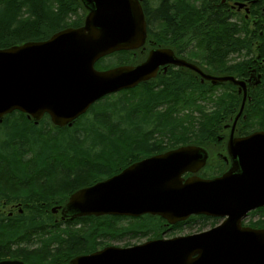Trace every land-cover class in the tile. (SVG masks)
<instances>
[{
	"label": "bare ground",
	"instance_id": "bare-ground-1",
	"mask_svg": "<svg viewBox=\"0 0 264 264\" xmlns=\"http://www.w3.org/2000/svg\"><path fill=\"white\" fill-rule=\"evenodd\" d=\"M170 1L172 7L175 9V20L172 21V23H168V21L163 23V21H159L157 17L152 19L154 17L152 11L159 5L158 0H138L145 21L144 41L137 47L118 49L102 55L98 57L92 65L94 71L104 73L119 67H136L145 63L151 52L166 50V62L158 65L154 76L139 80L132 86L118 88L95 97V99L90 102L83 111L79 112L64 125L54 124L51 115L47 111H44L38 119H35L29 112L20 109H13L4 113L0 118L1 125L8 118H12L13 114H19L25 118L26 124L30 126L32 125L46 130L45 128L40 127V123L44 120L54 130H73L75 126L81 128L82 126L89 127L91 124H94V118L97 111L103 110L104 115H96L108 119L111 115V109L119 108L118 112L113 114L114 120L111 118V122L123 126L126 123L123 116V113L126 112V110H130L129 108L132 106H141V102L146 100L145 98L148 93L164 94L160 103L156 104L154 107H151V104L147 105L146 112L150 116L148 119H153V123L148 120L142 121L151 127H156V129H144L145 131H142V133L135 136L126 151L119 157L117 156V158L113 159L114 161H112L111 165H97L88 162L81 165L80 163H77L66 166L57 160H51L48 162L44 170L35 173L28 183L21 184L16 180V175H13V172L9 169L11 163H9L6 158L0 160V168L8 173V177L14 180L17 186L24 188L42 182L44 179L43 176L51 166L57 167L61 171L79 170L86 165L107 167L108 170V174L104 176H98L99 178H93L85 183L76 184V186L68 193L60 197L47 195L46 193L43 194L41 192H32L23 197H15L0 188L2 194L0 206L3 204H11L15 201L19 202L18 205H26L25 209L22 211L19 210L15 213L11 211L8 213H0V219H2L5 224L9 225L12 223L10 221L13 220L14 225L8 227L9 230H21L15 217L29 215L30 208L34 204L40 205V209L43 210L42 215L47 222V225L44 228H33L30 230L23 229L22 231H19L23 234L15 237L14 240H6L7 238L0 236V263L70 264V262L77 257L87 256L106 248L127 249L153 241H156V243L159 241L169 242L176 238L202 235L203 233L210 232L212 229L222 225L229 219L228 214L220 215L208 211H192L186 218L174 222H170L160 213H152L149 211L141 214L105 213L100 215L86 214L74 217L64 213L66 206L70 202L71 196L77 191L104 182L123 173L129 168L150 166L153 164L154 161L152 160L155 159V157L166 154V156H169L172 154L171 152L180 148L183 149V147L198 148L202 151V157L200 158V155L192 158L190 161L183 158L182 161L186 164L187 170L182 171L179 174L177 183L183 185L190 179L201 181L216 180L223 177L226 173L231 174L229 175V178L232 184H235L241 179L242 170L239 165V157L236 153L249 149L247 143L249 137L256 136L255 133L257 132L264 131V57L258 52L261 39L264 37V21L258 23L257 16L253 13L255 9L253 6L257 0H220L223 9L229 14L228 16L230 19L228 18V20L222 23L223 26L220 30L218 29L208 37L199 36V34L195 33L197 30L194 32L193 29L184 31L182 37L180 35L178 37L174 36V33L177 31L181 32L185 29H189L190 26L192 28V25L197 22L199 19L198 10L201 0H189L190 3L187 7H190V9L185 10L183 14L179 13L178 0ZM73 2L78 5L79 12L82 13L77 24L58 28L47 36L25 39L24 37L18 38L17 36L23 34V29L26 28V25L40 20L36 12L43 13V9L38 7V0H0V14H3L1 18L5 19L3 20L4 26L6 25L5 28L9 29V32L12 35L10 37L14 39V41L0 43V50L20 46L29 42H44L49 40L56 33L67 28L77 29L83 27L85 18L90 12L94 1L73 0ZM9 6L15 7L16 10H8ZM61 9L62 8L59 7L55 10L60 14ZM147 10L150 11V16L148 15ZM240 12L244 13L241 14ZM262 13L264 14V2L261 8V14ZM257 26L260 39H252L251 34H254ZM245 33L248 34L247 37H244L246 36ZM172 39L173 42L171 41ZM197 49L202 51L201 56H191V52ZM128 54H131L132 56L131 60L126 63L113 65L109 64L106 60L115 55ZM193 58L198 59V61ZM247 58H249V60H247ZM233 66H238L239 69L232 72L231 70ZM205 76L215 78L232 77L233 79L217 80L213 82L212 79L206 78ZM235 81H237V83ZM219 87H224L227 91H222L220 97L214 100V105L206 109L207 106L203 104L208 99H211L209 98V95ZM169 88L179 90V94L166 95V91H169ZM137 89H141L142 94L134 100H129L127 98L128 93H134ZM190 90H193V92ZM176 102L181 103L183 108L187 110L184 114L186 117L183 118L182 116L181 119H178L171 124H165V115L163 113L166 112V107L163 109L162 107ZM198 102L203 106V110L201 109V111H199L201 107L197 109L195 106ZM121 108L123 111H121ZM192 110H197L198 117L188 113V111L191 112ZM136 113L138 116L143 114L138 108H136ZM189 115L193 117V120L186 123L185 120ZM16 116L17 115H14V117ZM22 116H17L16 118ZM194 121H196L195 124ZM203 122L204 124H202ZM171 128L173 132L171 131ZM236 132L244 133V135L234 136ZM216 133H225L229 135L225 149L226 151L223 154V156L229 159V166L226 165L225 169L222 168V165H212L213 161L211 160L212 153L210 152V142L214 140V135ZM153 135H158L169 143L178 145L166 148L164 147L166 142H162L159 149L154 152L140 153V155L133 156V148L143 145L145 140ZM13 144L17 149L25 150L23 144H18L17 142H13ZM4 155L7 156L8 154L5 153ZM30 157V155L22 152L21 159L24 164L28 163ZM175 157L176 156L171 160L178 162L179 160ZM50 164L51 166L49 167ZM32 165L29 164V170L33 174L36 171V168H34V166L32 167ZM234 191L235 190L232 192ZM5 195L7 197H4ZM256 212H259L262 217H264V204L249 209L245 213V216L242 217L240 226L243 228L264 229V226L253 227L249 224H244L243 222L247 215ZM122 221H127L128 224L123 227L117 226V223ZM192 221L202 223V228L196 232L165 237L166 232L169 230L173 232L183 225H190ZM208 222L212 223V225L207 226ZM72 224L91 225L80 232L78 230L79 234L73 236V234L67 230ZM62 225L66 228L61 229L60 227ZM32 235L39 238L40 244L47 248L56 247L59 249L60 245H63L68 241H79L80 244L72 246L71 252H68L67 254L65 253L62 258L54 256L47 261H43V258L38 257L39 259L37 258L33 260L32 263H28L24 259L11 257L9 256L11 255L10 252H5V247L20 243ZM100 237H112L114 239L135 237L139 239L144 238V241L132 245L121 246L109 244L97 248L96 240ZM225 238L226 237L221 240V243L226 242L223 241ZM208 242H213V239L207 240L206 243ZM197 256L198 253H195L192 255V258Z\"/></svg>",
	"mask_w": 264,
	"mask_h": 264
},
{
	"label": "water",
	"instance_id": "water-1",
	"mask_svg": "<svg viewBox=\"0 0 264 264\" xmlns=\"http://www.w3.org/2000/svg\"><path fill=\"white\" fill-rule=\"evenodd\" d=\"M92 1L83 27L67 28L44 42L0 50V118L13 109L29 112L35 119L47 111L54 124L64 125L95 97L150 78L166 62V50H157L139 66L94 71L98 57L139 46L145 21L138 0ZM205 77L213 82L233 79ZM255 134L247 140L249 149L236 153L242 176L235 184L230 173L216 180L177 183L179 174L187 170L183 158L202 157L198 148L183 147L155 157L150 166L129 168L74 193L64 211L71 217L149 211L174 222L192 211H208L228 214L229 219L202 235L106 248L70 264H264V229L240 226L249 209L264 204V131ZM174 156L178 162L171 160ZM224 237L226 242L221 243ZM210 239L213 242L206 243ZM195 253L198 256L192 258ZM5 263L21 264H0Z\"/></svg>",
	"mask_w": 264,
	"mask_h": 264
},
{
	"label": "trees",
	"instance_id": "trees-1",
	"mask_svg": "<svg viewBox=\"0 0 264 264\" xmlns=\"http://www.w3.org/2000/svg\"><path fill=\"white\" fill-rule=\"evenodd\" d=\"M263 2L264 0H257L253 6L255 7L253 13L257 16L258 23L264 21V14H261ZM158 3V7L152 11L154 17L151 18L154 19L157 17L159 21H163V23H166V21L172 23V21L175 20V9L172 7L171 1L158 0ZM8 10H16V8L9 6ZM147 12L150 16V11L147 10ZM198 13L199 19L197 18L198 20L192 25V28L190 26L189 29H185L181 32L177 31L174 33V36L178 37L180 35L182 37L184 31L193 29L194 32L197 30L195 33L199 34V36L208 37L218 29L220 30L223 26L222 23L229 18V14L223 9L220 0H201ZM43 21L44 18L42 16L40 22L26 25V28L28 27L30 30H24L23 33L44 32L47 29V26L42 23ZM257 28L258 26L255 28L256 31L254 34H251L252 39H260ZM245 35L246 36L244 37L248 36L247 33H245ZM8 36H12L9 31L6 35L4 34L2 38L5 39ZM171 41L173 42V39ZM3 42L5 43L8 41H0V43ZM258 52L264 57V37L261 39ZM247 60H249V58H247ZM237 69H239L238 66H233L231 71H237ZM190 91L193 92V90ZM167 94L176 95L179 94V90L169 88V91H166V95ZM163 97V93H148L145 98L146 100L144 99L145 101L141 102V106H132L129 108L130 110H126L128 112V119L123 126L111 122V118L114 120L113 114L118 112L119 108L111 109V115L108 119L96 115H104L103 110L97 111L94 118V124H91L89 127L82 126L81 128L75 126L73 130H54L43 120L40 123V127L46 129L44 130L26 124L25 118L22 115L13 114L12 118H8L0 125V160L6 158V160L11 163L10 168H8L13 172V175H16V180L21 184L28 183L29 180L33 178V175L44 170L48 162L51 160H57L66 166L77 163H80L81 165L88 162L97 165H111L112 161H114L113 159L117 158V156L119 157L126 151L135 136L142 133V131H145L144 129H156V127H151L142 121L148 120L153 123V119H148L150 116L146 112L147 105L151 104V107H154L156 104L160 103ZM136 108H138L143 114L138 116ZM121 111H123V109ZM14 115L22 117L16 118L17 116L14 117ZM202 124H204V122ZM89 140L92 142H89ZM12 141L17 142L18 144H23L25 150L17 149ZM22 152L31 156L26 164H24L21 159ZM5 153L8 155H4ZM29 164L36 168V171L33 174L29 170ZM1 196L2 194L0 191V199L2 198ZM4 197L7 196L5 195ZM42 212L43 210L40 209V205L34 204L30 208L29 215L16 216L15 220L18 222L21 230H9L8 227L14 225L13 220L10 221L12 223L8 225L0 219V236H4L7 238L6 240H14L15 237L23 234L22 232H19L23 229L30 230L33 228L46 227L47 222L43 217Z\"/></svg>",
	"mask_w": 264,
	"mask_h": 264
},
{
	"label": "rangeland",
	"instance_id": "rangeland-1",
	"mask_svg": "<svg viewBox=\"0 0 264 264\" xmlns=\"http://www.w3.org/2000/svg\"><path fill=\"white\" fill-rule=\"evenodd\" d=\"M179 2V13L183 14L185 10H189L190 7H187L190 3L189 0H178ZM38 7L43 9V13H37L40 20L35 21V23L40 22L41 18L43 16L44 21L42 22L44 25L47 26V29L44 32H33V33H23L22 35H18V38L24 37L25 39H30L32 37H42L47 36L50 33H52L54 30L67 26V25H75L78 23L81 12H79L78 5L73 2V0H38ZM61 9V13L58 14V12L55 9L58 8ZM243 14L244 12H240ZM3 14H0V41H14L12 37L2 38L4 34L6 35L9 31V29H5L3 18H1ZM252 18V16H251ZM43 26V25H42ZM29 31L30 28H24L23 32ZM17 40V39H16ZM202 54V51L197 49L191 52V56L193 57H200ZM131 54L128 55H115L111 58L106 59L109 64H121L126 63L129 60H131ZM196 59V58H193ZM198 61V59H196ZM106 62V61H105ZM106 62V63H107ZM222 91H227L224 87H219L216 91H214L211 95H209V98L203 105L207 106L206 109L210 108L214 105V100L220 97V94ZM142 94L141 89H137L134 91V93L130 92L127 95V98L129 100H134L139 95ZM179 102V101H178ZM174 103L171 105L163 106V108L166 107V112L163 113L165 115V124H171L172 122L186 117L184 116L185 110L183 108V105L181 103ZM196 108L201 111L203 110V106L201 103L195 104ZM161 109V110H162ZM165 110V109H164ZM163 110V111H164ZM196 111V112H195ZM192 110L191 112L188 111L189 114H193V116L198 117L197 110ZM127 114L128 112H124V121L127 122ZM193 120V117L189 115L187 119L185 120L186 123H189ZM254 120V118H253ZM256 120V119H255ZM259 122V121H258ZM257 122V123H258ZM196 121H194V124ZM254 125V124H253ZM258 125V124H255ZM257 127V126H252ZM89 142H92L89 140ZM162 142H166L164 147H171L178 144H171L167 140L160 138L158 135H153L148 137L143 145L137 146L133 148L132 155H140V153H150L154 152L159 149V146ZM214 163L212 162V165ZM51 164L49 165V167ZM107 167H101V166H92V165H86L83 168L79 170H67V171H61L57 167L51 166L49 170L46 171L45 175L43 176L44 179L42 182L37 183L36 185H31L28 188L17 186L14 182V180L10 179L8 177V173L5 172L2 168H0V188L1 190L5 191L6 193L10 194L11 196L15 197H23L28 195L32 192H41L43 194L51 195V196H64L66 193H68L72 188L76 186V184L79 183H85L91 179H96L101 176H104L108 174ZM216 172V171H215ZM99 176V177H98ZM42 177V176H41ZM12 180V181H11ZM18 201H15L11 204H3L0 206V213H8V212H17L19 210L25 209V204L18 205ZM55 218V217H53ZM244 224H249L253 227H262L264 226V217L259 212L256 213H250L247 215L244 220ZM128 224L127 221L118 222L117 226H126ZM91 224H75L70 225L67 230L73 234V236H77L78 230L79 232L90 227ZM212 225V223H207V226ZM61 229L66 228L64 225L60 227ZM202 228V223L197 221H192L190 225H183L178 230L175 231H168L165 234V237H170L173 235L178 234H186L191 232H196ZM208 228V227H206ZM144 241V238L139 239L135 237H126L123 239H114L112 237H100L96 240L97 242V248H101L104 245L114 244V245H132L135 243H139ZM75 244L79 245V241H68L63 245H60L59 249L55 248H47L40 244V239L35 236H29L24 241L5 247V252H10L11 257L24 259L28 263H32L33 260L37 259L38 257L43 258V261H47L48 259L53 258L54 256H58L59 258L64 257L65 253L71 252L72 246H75ZM76 245V246H77ZM39 259V258H38Z\"/></svg>",
	"mask_w": 264,
	"mask_h": 264
},
{
	"label": "flooded vegetation",
	"instance_id": "flooded-vegetation-1",
	"mask_svg": "<svg viewBox=\"0 0 264 264\" xmlns=\"http://www.w3.org/2000/svg\"><path fill=\"white\" fill-rule=\"evenodd\" d=\"M243 135L244 133L242 134L238 132L234 134V136H243ZM228 138H229L228 134L216 133L214 135V140L210 142L211 144L210 152L212 153L211 160L213 161L214 165L217 166L222 165V168L224 169L226 168V165L229 164V159L223 156V154L226 151L225 149Z\"/></svg>",
	"mask_w": 264,
	"mask_h": 264
}]
</instances>
